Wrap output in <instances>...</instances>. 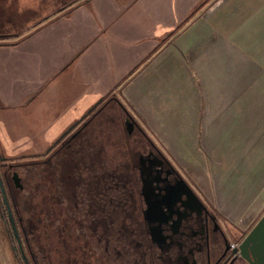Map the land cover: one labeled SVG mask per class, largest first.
Returning a JSON list of instances; mask_svg holds the SVG:
<instances>
[{"label":"crops","instance_id":"obj_1","mask_svg":"<svg viewBox=\"0 0 264 264\" xmlns=\"http://www.w3.org/2000/svg\"><path fill=\"white\" fill-rule=\"evenodd\" d=\"M203 1L0 0V17L24 24L0 34V154L47 153L117 95L222 214L241 218L248 206L215 167L228 159L221 141L264 138V1L213 0L189 20Z\"/></svg>","mask_w":264,"mask_h":264},{"label":"flooded vegetation","instance_id":"obj_2","mask_svg":"<svg viewBox=\"0 0 264 264\" xmlns=\"http://www.w3.org/2000/svg\"><path fill=\"white\" fill-rule=\"evenodd\" d=\"M113 102L126 116L128 134L138 133L136 145L130 147L132 152L129 147L127 150L132 161L122 167L126 178L120 177L117 185L110 188L108 169L104 165L101 168L95 165L98 170L102 169L99 176H73L78 170L74 160H81L83 153L79 152L86 147L85 133L94 119L107 110L108 104L101 110L93 109L47 153L36 155H46L38 163L44 173L49 174L50 168L57 169L56 174L51 172L56 178L48 181L42 178L43 186L49 180L52 183L53 202L59 206L57 217L67 212L72 226L75 228L76 222L79 223L83 233L79 238L74 235V246L68 252L57 251L58 257L54 256L53 263L251 264L242 257L240 249L248 234L240 238L236 221L222 214L207 199L201 187L152 141L120 101L110 99ZM78 145L83 147L78 150ZM63 153L67 155L60 159ZM84 156L90 157L91 170L99 154ZM85 163L86 160L81 162V170L86 169ZM21 164L0 161V213L5 225L10 227L11 239L16 240L17 248L13 247L18 253L16 257L23 264H45L30 249L17 205V192L22 184L16 170ZM60 167L69 177L62 178Z\"/></svg>","mask_w":264,"mask_h":264},{"label":"rangeland","instance_id":"obj_3","mask_svg":"<svg viewBox=\"0 0 264 264\" xmlns=\"http://www.w3.org/2000/svg\"><path fill=\"white\" fill-rule=\"evenodd\" d=\"M249 1L245 7L251 9L252 5L264 0ZM236 20L239 24L240 19L237 18ZM242 23L244 24V21H242ZM23 27V23L20 24L18 21H12L9 18L6 19L0 17V34L8 32V29L11 32H13L12 30H15L14 32L16 33ZM110 99H117L120 101L117 98V95H110L104 100V102L98 106L96 111L101 110L103 105L105 106V104L109 103L107 110H104L102 114H99V116L94 119L85 133L83 143H85L86 147L79 153H83L82 157L84 155L89 157V155L91 156V153L94 152L99 154V156L98 159H96L97 161L94 162L96 163L94 164V167L90 166V168H92L91 170L88 165L90 157L86 158L87 164H83V167H86V169H82L83 177H90L92 174H98L99 176L102 169L98 170L95 168V165L97 167L104 165V167L108 169L107 171L110 176L112 173L110 171L118 170L116 173H121L120 177L126 178V172H123L124 168L129 161H132L131 154L128 153L133 150L130 147L136 145L138 133L132 131L133 136L128 134L126 130V116L122 108L115 102L110 103ZM124 107L129 111L128 113L130 115H133L132 109L126 103L124 104ZM134 117L135 121L146 131L152 141L173 159L172 154L169 150L167 151L165 149L163 143L159 139L153 138L152 134L147 132L145 124L138 118V116L135 115ZM72 126L74 125L72 124ZM220 146L221 148H223L222 146L230 148V152L227 151L225 153L228 156L227 163L219 164L216 168L213 166V159L211 156L210 158L207 156L206 159L208 166L212 168L215 167V172L219 173L223 178L225 188L228 190L229 198L233 200L234 204L241 208L248 206L247 211H242L241 218H239V211H231L233 217H238V219L234 218V220L238 225V232L241 230L238 233V236L243 238L246 234L251 232L255 225L264 216V138L257 137L253 134V137H240L237 139H231L230 142L223 140L221 141ZM79 147L83 146L78 145V150ZM128 147L130 148V152H127ZM74 148L76 150L75 146ZM65 155L67 154H61L60 159H65ZM213 155L214 157L216 156L220 158L224 156L219 153H217V155L214 153ZM34 156L35 157L30 156L18 159V161L22 162V166L16 171L18 172V178L21 180L22 187L17 192V199L21 201L22 205L26 208V210H21V214L24 216L23 225L29 239L30 249L32 248L33 253L40 262L44 261L43 263L45 264H54L53 258L55 255L58 257L57 251L63 253L68 252L69 248L72 249L74 246V235H76L75 238H79L83 237V233L79 228V223L77 224L76 222L75 228L72 226V218L67 215V212L60 215V217H57L58 214L56 211L59 206L57 207V204L53 202L54 192L50 188L52 183L49 180V183L46 182L43 186L44 180L42 181V178H45L47 181L48 179L56 178L52 173H55L54 171H57V169L50 168V173H47V175L41 170V165L38 164L46 159V155L43 157ZM79 159L80 158H76L74 160L76 166L81 164ZM56 161L57 159L54 160L53 163ZM26 163H37V165H29ZM91 164L93 163L91 162ZM60 168L62 169V167ZM185 172L188 176H190V173L194 174L192 170L185 169ZM69 175L70 174H68L67 177H69ZM260 208L262 212L260 210L261 213H258ZM249 209H252V211ZM257 213L259 216L254 219L253 215H257ZM112 218L115 219L114 216H112ZM5 224L6 223L0 213V264H23L22 261L16 257L18 256V253L13 247L17 248V243L16 240L11 239L9 234L10 227ZM64 241H66L65 245H63ZM82 242L83 239L80 243ZM64 247H67L65 251ZM64 259H68L67 253L65 254Z\"/></svg>","mask_w":264,"mask_h":264},{"label":"water","instance_id":"obj_4","mask_svg":"<svg viewBox=\"0 0 264 264\" xmlns=\"http://www.w3.org/2000/svg\"><path fill=\"white\" fill-rule=\"evenodd\" d=\"M240 249L242 257L251 264H264V216L247 235Z\"/></svg>","mask_w":264,"mask_h":264},{"label":"trees","instance_id":"obj_5","mask_svg":"<svg viewBox=\"0 0 264 264\" xmlns=\"http://www.w3.org/2000/svg\"><path fill=\"white\" fill-rule=\"evenodd\" d=\"M213 0H204L203 2H202V4L196 9V11L194 12V14L190 17V19L189 20H191V18H193L196 14H197V12L202 8V7H204V6H206L208 3H211ZM189 20L187 21V22H189ZM186 22V23H187ZM185 25V24H184ZM184 25H182V26H180L178 29H176L175 31H173L171 34H170V36H168V37H166V39H170V38H172V37H174L176 34H178L179 33V31L184 27ZM1 38H3V39H5V38H7V37H0V39ZM3 39H1V40H3ZM108 98V97H107ZM106 98V99H107ZM106 99H103V100H101V102L100 103H98L97 105H95L94 106V108L93 109H95L96 107H98L102 102H104V100H106ZM107 104H109V103H107ZM92 109V110H93ZM90 114V113H89ZM82 120V119H81ZM81 120H79L78 122H76L75 124H74V126L76 125V124H78ZM72 128V127H71ZM68 131H70V129H68L66 132H68ZM64 135H65V133H64ZM63 135V136H64ZM63 136L59 139V141L63 138ZM59 141H57L55 144H54V146L56 145V144H58V142ZM53 148V147H52ZM18 159H20V158H5L3 155H1L0 154V161H7V162H10V161H14V162H16L18 165H20L21 164V162L20 161H18ZM66 160H68V157H67V159ZM83 160L85 161L86 160V156H83L82 158H81V160H79L80 162H83ZM30 165H37V163H32V164H30ZM81 168H82V165L80 166V165H78V166H75V170L76 169H78L77 170V172H78V174H76V175H73V176H76V177H80V175H82L83 174V171L81 170ZM74 170V171H75ZM73 171V172H74ZM110 172H112L111 173V176H110V174H109V185H110V188H112V186H114V185H117L118 184V182H117V180L120 178V176H119V174H117L116 172H114L113 173V171H110ZM61 176H62V178H64V177H67V175L69 174V173H67V172H65V169L63 168L62 169V171H61ZM116 174V175H115ZM112 185V186H111ZM112 202V200H110V203ZM17 205H18V209L21 211V210H26V208L22 205V203H21V201H19V200H17ZM23 216V215H22ZM23 219H24V216H23Z\"/></svg>","mask_w":264,"mask_h":264}]
</instances>
